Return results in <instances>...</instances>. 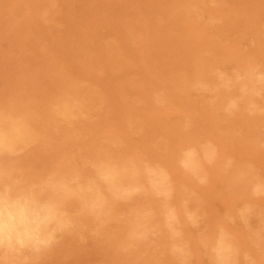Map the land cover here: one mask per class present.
I'll use <instances>...</instances> for the list:
<instances>
[{
  "label": "rangeland",
  "instance_id": "1",
  "mask_svg": "<svg viewBox=\"0 0 264 264\" xmlns=\"http://www.w3.org/2000/svg\"><path fill=\"white\" fill-rule=\"evenodd\" d=\"M118 7L120 8L119 11ZM0 9V144L9 150L22 152V155L17 158V161L21 166L29 168L34 174L39 175L41 172H44L58 164L77 165L82 160L92 158L96 159L98 157L121 160L130 156H137L144 159L146 158L147 160L150 159V161L153 159L152 162L156 161L155 163H159L161 165H166L168 163L164 167L169 169L173 175V179L176 183L178 182V185L187 184L190 188L192 187L191 189L195 188L193 189L195 192L198 194L200 193V200L203 203L205 202L203 204V211L207 213L206 224L208 223L207 225L210 228L215 226V224L222 219V216H224L226 212L234 210L236 207L240 206V203L247 202L251 199L248 190L245 188V190H243V187L240 189L238 188V190H230V181L233 173L221 174L219 171V163L216 166H205L209 176V184H207L209 186H199L191 179V177L180 171L177 166V160L180 151L183 148L188 146H198L207 141H211L214 145H216L219 150V154L223 152L220 154L221 159L225 156H231L236 161L237 167L244 165L245 163L254 164L255 167H257V171L261 175H264V148L260 146L262 142L264 143V117H250L244 111L235 114L236 116L226 117L220 111V102H218L215 107H209L206 103L207 97L197 95L191 88L192 83L197 79H211V69L223 68L225 71L231 72L234 67H243L248 62L264 63V0H216L215 6H213L211 0H152V2L151 0H0ZM131 12L133 13L132 15ZM10 14L11 16H9ZM243 15L245 17H243ZM209 17L220 20L221 23L215 24L216 26L211 25L208 23ZM39 18H41V20ZM112 24L116 28H114ZM5 25L6 27H4ZM36 35H39V37ZM137 51L140 54L136 53ZM74 60L76 62H74ZM61 61L64 63L62 64ZM42 65L44 66L42 67ZM122 65L126 66L125 69ZM85 66H87L88 69ZM73 67L75 69H73ZM32 68H36L37 71ZM19 70L20 72H18ZM63 72L64 74L66 73L65 75H67V77L63 74ZM69 78H71L72 81ZM85 79H89L90 81L88 80V82H86L87 80ZM57 80H60V83L58 82L57 84ZM96 80L97 82H95ZM140 83L141 85H139ZM73 84H77V86L74 85L75 87H72ZM61 85L63 87H61ZM103 85L105 86L103 87ZM129 85H132L133 87ZM67 88L69 89L67 90ZM65 93L68 94L66 95ZM157 93L161 94L160 98L163 101L162 105H157L155 103ZM22 94L24 95L22 96ZM27 94H31L33 97L31 95L29 97ZM133 95H136L137 97ZM80 99L83 100L80 101ZM164 99L166 101H164ZM24 100L27 101L28 105H26L27 103ZM64 100L65 102H63ZM141 102L142 104H140ZM197 103H199V105ZM105 105H107V108H105ZM139 106L142 109H140ZM78 108L80 109L79 111ZM167 108L168 111L166 110ZM25 110L29 113L27 114ZM95 111L96 113H94ZM106 111H108V113ZM81 112H84L85 114ZM89 113L92 116L89 115ZM111 114L113 115L111 116ZM72 119L74 120L72 121ZM189 119L192 126L185 131L184 122ZM28 120H30L31 123H29ZM86 120L88 122H86ZM39 128H43V130H40ZM42 131L47 133H43ZM59 131H62L63 133H60ZM242 132L244 133L242 134ZM62 134L64 136H62ZM75 134H77L76 137ZM127 136H129V138ZM80 137L82 139H80ZM122 137L124 138L122 139ZM126 137L127 139H125ZM129 141L131 143H129ZM75 144L76 146H74ZM39 146H43L42 148L44 149L42 150ZM58 146H61V148ZM110 146L112 147L110 148ZM118 146L122 149H119ZM136 149H138L137 152ZM91 150L93 152H91ZM108 154L109 156H107ZM169 158L171 160H169ZM233 171H235V169ZM192 183H195L197 187ZM143 202L145 203V201L140 200L136 203L137 205H140ZM255 203L264 207V201H255ZM127 207L128 206L121 205L118 210L120 212H126ZM129 219L118 220L112 223L108 229V232H110L109 236L105 239H100V241L90 239L87 241V244L81 243L77 239L65 238L61 243L62 245L60 244L56 249H54L44 259L45 261L43 260L42 264H160V262L161 264H175L172 257H169L166 252L167 242L166 238L164 239L163 237L161 239L163 242L159 240L155 245L145 243L146 245L140 244L141 248H139L140 245H137L139 247L134 246L129 248L127 251H123L121 241H124L127 236L130 221ZM126 221L128 223H125ZM212 221L216 222L214 223ZM237 227L242 247L251 250L252 254L260 260V264H264V257H259L256 249L251 248V245L248 244L242 229H239L240 226L237 225ZM113 240L118 243H113ZM73 241H75V243ZM101 243L104 244L102 245ZM93 250L96 252H93ZM102 251L104 253H102ZM139 252L143 254H140ZM151 255L153 256L151 257ZM149 260L151 263H148ZM197 264H206V261L201 258L197 261ZM241 264H243L242 257Z\"/></svg>",
  "mask_w": 264,
  "mask_h": 264
},
{
  "label": "clouds",
  "instance_id": "2",
  "mask_svg": "<svg viewBox=\"0 0 264 264\" xmlns=\"http://www.w3.org/2000/svg\"><path fill=\"white\" fill-rule=\"evenodd\" d=\"M215 6L216 0H211ZM211 25L221 23L209 17ZM211 79H197L192 91L207 97L209 107L220 102L226 117L244 111L264 117V63L248 62L210 70ZM161 94L155 103L162 105ZM185 120L184 130L191 128ZM264 148V143L260 145ZM20 151L0 144V264H42L65 238L81 243L109 236L110 225L128 220L122 250L139 244L155 245L162 237L175 264H260L242 247L237 225L248 244L264 257V175L254 164L237 167L231 156L221 159L211 141L180 151L177 166L199 186L209 183L205 166L219 163L221 174L233 173L230 190L246 188L250 200L228 211L210 228L199 194L187 184H177L168 168L130 156L121 160L96 158L79 165L58 164L34 174L21 166ZM235 169V171H233ZM145 203L137 205V201ZM125 205L126 212L118 211ZM255 222V223H254ZM190 230V231H189Z\"/></svg>",
  "mask_w": 264,
  "mask_h": 264
},
{
  "label": "bare ground",
  "instance_id": "3",
  "mask_svg": "<svg viewBox=\"0 0 264 264\" xmlns=\"http://www.w3.org/2000/svg\"><path fill=\"white\" fill-rule=\"evenodd\" d=\"M83 1H84V0H83ZM112 1H113V0H112ZM116 1H117V0H116ZM168 1H169V0H168ZM103 2H104V1H103ZM143 2H144V1H143ZM151 2H152V0H151ZM161 2H162V1H161ZM223 2H224V1H223ZM3 3H4V2H3ZM33 3H34V2H33ZM41 3H42V2H41ZM44 3H45V2H44ZM46 3H47V2H46ZM48 3H49V2H48ZM83 3H84V2H83ZM86 3H87V2H86ZM86 3H85V4H86ZM139 3H141V2H139ZM168 3H169V2H168ZM228 3H229V1H228ZM34 4H35V3H34ZM68 4H69V3H68ZM77 4H78V3H77ZM77 4H76V5H77ZM85 4H84V5H85ZM88 4H89V3H88ZM88 4H87V5H88ZM107 4H108V3H107ZM151 4L153 5V3H151ZM163 4H164V3H163ZM165 4H166V3H165ZM229 4H230V3H229ZM229 4H228V5H229ZM32 5H33V4H32ZM73 5H74V3H73ZM114 5H115V4H114ZM106 6H107V5H106ZM117 6H118V5H117ZM149 6H151V5H149ZM153 6H155V5H153ZM39 7H40V6H39ZM85 7H86V6H85ZM102 7H103V6H102ZM113 7H114V6H113ZM183 7H184V6H183ZM237 7H238V6H237ZM66 8H67V7H66ZM118 8H119V7H118ZM118 8H117V9H118ZM181 8H182V7H181ZM218 8H219V7H218ZM223 8H224V6H223ZM241 8H242V6H241ZM31 9H32V8H31ZM39 9H40V8H39ZM56 9H57V8H56ZM73 9H74V8H73ZM76 9H77V8H76ZM113 9H114V8H113ZM125 9H126V8H125ZM133 9H135V8H133ZM166 9H167V8H166ZM247 9H248V8H247ZM0 10H1V9H0ZM59 10H60V9H59ZM59 10H58V11H59ZM83 10H84V9H83ZM119 10H120V8L118 9V11H119ZM154 10H155V9H154ZM223 10H225V9H223ZM240 10H241V9H240ZM240 10H239V11H240ZM46 11H47V10H46ZM80 11H82V10H80ZM122 11H123V10H122ZM178 11H179V10H178ZM25 12H26V11H25ZM43 12H44V11H43ZM124 12H125V11H124ZM243 12H244V11H243ZM68 13H69V12H68ZM82 13H84V12H82ZM128 13H129V12H128ZM43 14H44V13H43ZM72 14H73V13H72ZM74 14H75V13H74ZM85 14H86V13H85ZM124 14H125V13H124ZM132 14H133V13L131 12V15H132ZM230 14H231V13H230ZM33 15H34V14H33ZM87 15H88V14H87ZM87 15H86V16H87ZM136 15H137V14H136ZM9 16H11V14H10ZM38 16H39V15H38ZM73 16H74V15H73ZM82 16H83V15H82ZM138 16H139V15H138ZM254 16H255V15H254ZM7 17H8V16H7ZM129 17H130V16H129ZM142 17H143V16H142ZM147 17H148V16H147ZM243 17H245V16L243 15ZM246 17H247V16H246ZM78 18H79V17H78ZM78 18H77V19H78ZM114 18H115V17H114ZM127 18H128V17H127ZM131 18H132V17H131ZM131 18H130V20H131ZM222 18H223V17H222ZM16 19H17V18H16ZM25 19H26V18H25ZM39 19L41 20V18H39ZM74 19H76V18H74ZM86 19H87V18H86ZM108 19H109V17H108ZM108 19H107V20H108ZM111 19H112V18H111ZM117 19H118V18H117ZM244 19H246V18H244ZM7 20H8V19H7ZM79 20H80V19H79ZM84 20H85V19H84ZM107 20H106V21H107ZM115 20H116V19H115ZM177 20H178V19H177ZM4 21H5V20H4ZM9 21H10V20H9ZM14 21H15V20H14ZM18 21H19V20H18ZM24 21H25V20H24ZM42 21H43V20H42ZM44 21H45V20H44ZM80 21H81V20H80ZM93 21H94V20H93ZM108 21H109V20H108ZM113 21H114V20H113ZM120 21H121V20H120ZM231 21H232V20H231ZM25 22H27V21H25ZM28 22H29V21H28ZM74 22H75V21H74ZM99 22H100V20H99ZM111 22H112V21H111ZM140 22H141V21H140ZM5 23H7V22H5ZM80 23H81V22H80ZM82 23H83V22H82ZM104 23H105V22H104ZM108 23H109V22H108ZM117 23H118V22H117ZM224 23H225V22H224ZM248 23H249V22H248ZM254 23H255V22H254ZM8 24H9V23H8ZM38 24H39V23H38ZM167 24H168V23H167ZM192 24H193V22H192ZM207 24H208V23H207ZM222 24H223V22H222ZM227 24H228V23H227ZM10 25H11V24H10ZM13 25H14V24H13ZM15 25H16V24H15ZM18 25H19V24H18ZM34 25H35V24H34ZM86 25H87V24H86ZM86 25H85V26H86ZM109 25H111V24H109ZM112 25H113V24H112ZM7 26H8V25H7ZM22 26H23V25H22ZM25 26H26V24H25ZM103 26H104V25H103ZM128 26H129V25H128ZM208 26H209V25H208ZM215 26H216V25H215ZM227 26H229V25H227ZM4 27H6V25H5ZM19 27H20V26H19ZM106 27H107V26H106ZM113 27H114V25H113ZM119 27H120V25H119ZM119 27H118V29H119ZM169 27H170V25H169ZM192 27H193V26H192ZM200 27H201V26H200ZM94 28H95V27H94ZM114 28H116V27H114ZM157 28H158V27H157ZM160 28H161V27H160ZM58 29H59V28H58ZM84 29H85V28H84ZM108 29H109V28H108ZM118 29H117V31H118ZM141 29H142V28H141ZM223 29H225V28H223ZM40 30H41V29H40ZM164 30H165V29H164ZM225 30H226V29H225ZM7 31H8V30H7ZM19 31H20V30H19ZM48 31H49V30H48ZM77 31H78V29H77ZM133 31H134V30H133ZM172 31H173V28H172ZM175 31H176V30H175ZM177 31H178V30H177ZM253 31H254V29H253ZM228 32H229V31H228ZM19 33H20V32H19ZM21 33H22V32H21ZM75 33H76V32H75ZM79 33H80V32H79ZM93 33H94V32H93ZM105 33H106V32H105ZM183 33H184V32H183ZM222 33H223V32H222ZM239 33H240V32H239ZM116 34H117V33H116ZM230 34H231V33H230ZM236 34H237V33H236ZM244 34H245V33H244ZM15 35H16V34H15ZM134 35H135V34H134ZM176 35H177V34H176ZM261 35H262V34H261ZM18 36H19V35H18ZM23 36H24V35H23ZM36 36L39 37V35H36ZM43 36H44V35H43ZM136 36H137V35H136ZM7 37H8V36H7ZM44 37H45V36H44ZM178 37H180V36H178ZM5 38H6V37H5ZM187 38H188V37H187ZM256 38H257V37H256ZM14 39H15V38H14ZM22 39H23V38H22ZM58 39H59V38H58ZM71 39H72V38H71ZM141 39H142V38H141ZM6 40H7V39H6ZM36 40H37V39H36ZM117 40H119V39H117ZM123 40H125V39H123ZM123 40H122V41H123ZM143 40H144V39H143ZM143 40H141V41H143ZM171 40H172V39H171ZM207 40H208V39H207ZM50 41H51V40H50ZM24 42H25V41H24ZM45 42H46V41H45ZM99 42H100V41H99ZM33 43H34V42H33ZM96 43H97V42H96ZM218 43H219V42H218ZM245 43H246V42H245ZM49 44H50V43H49ZM88 44H89V43H88ZM120 44H121V43H120ZM102 45H103V42H102ZM122 45H123V44H122ZM137 45H138V44H137ZM9 46H10V45H9ZM18 46H19V45H18ZM44 46H45V45H44ZM120 46H121V45H120ZM125 46H126V45H125ZM219 46H220V45H219ZM30 47H31V46H30ZM56 47H57V46H56ZM118 47H119V46H118ZM146 47H147V46H146ZM146 47H145V48H146ZM216 47H217V46H216ZM216 47H215V48H216ZM224 47H225V46H224ZM16 48H18V47H16ZM119 48H120V47H119ZM128 48H129V47H128ZM140 48H141V46H140ZM246 48H247V47H246ZM47 49H48V48H47ZM50 49H51V48H50ZM86 49H87V48H86ZM148 49H149V47H148ZM182 49H183V48H182ZM208 49H209V48H208ZM18 50H19V49H18ZM54 50H55V49H54ZM61 50H62V49H61ZM116 50H117V49H116ZM120 50H121V49H120ZM261 50H262V49H261ZM131 51H132V49H131ZM143 51H144V49H143ZM154 51H155V50H154ZM154 51H153V53L155 54ZM243 51H244V50H243ZM83 52H84V51H83ZM96 52H97V51H96ZM128 52H129V51H128ZM134 52H135V51H134ZM0 53H1V52H0ZM84 53H85V52H84ZM136 53H138V51H137ZM218 53H219V52H218ZM34 54H35V53H34ZM46 54H47V53H46ZM138 54H140V53H138ZM167 54H168V53H167ZM228 54H229V53H228ZM232 54H233V53H232ZM56 55H57V54H56ZM74 55H75V54H74ZM134 55H135V54H134ZM151 55H152V54H151ZM33 56H34V55H33ZM42 56H43V55H42ZM58 56H59V55H58ZM89 56H90V55H89ZM143 56H144V55H143ZM244 56H245V55H244ZM248 56H249V55H248ZM44 57H45V54H44ZM51 57H52V56H51ZM87 57H88V56H87ZM129 57H130V56H129ZM145 57H146V56H145ZM150 57H151V56H150ZM153 57H155V56H153ZM224 57H225V55H224ZM57 58H58V57H57ZM72 58H73V57H72ZM133 58H134V57H133ZM139 58H140V57H139ZM0 59H1V58H0ZM8 59H9V58H8ZM41 59H42V58H41ZM54 59H55V58H54ZM82 59H83V58H82ZM153 59H154V58H153ZM153 59H151V60H153ZM226 59H227V58H226ZM6 60H7V59H6ZM36 60H37V59H36ZM52 60H53V58H52ZM58 60H59V59H58ZM65 60H66V59H65ZM68 60H69V59H68ZM84 60H85V59H84ZM244 60H245V58H244ZM34 61H35V60H34ZM39 61H40V60H39ZM153 61H154V60H153ZM169 61H170V60H169ZM252 61H253V60H252ZM42 62H43V61H42ZM50 62H51V61H50ZM58 62H59V61H58ZM58 62H57V63H58ZM74 62H76V61L74 60ZM82 62H83V61H82ZM106 62H107V61H106ZM117 62H118V61H117ZM129 62H130V61H129ZM176 62H177V61H176ZM176 62H175V63H176ZM35 63H36V62H35ZM35 63H33V64H35ZM61 63H62V61H61ZM63 63H64V62H63ZM63 63H62V64H63ZM39 64H40V62H39ZM43 64H44V63H43ZM47 64H48V63H47ZM59 64H60V62H59ZM66 64H67V63H66ZM116 64H117V63H116ZM116 64H115V65H116ZM37 65H38V63H37ZM57 65H58V64H57ZM72 65H73V64H72ZM72 65H71V66H72ZM83 65H85V64H83ZM102 65H103V64H102ZM124 65H126V64H124ZM28 66H29V65H28ZM43 66H44V65H42V67H43ZM98 66H99V65H98ZM112 66H113V65H112ZM112 66H111V67H112ZM116 66H117V65H116ZM122 66H123V65H122ZM135 66H136V65H135ZM138 66H139V65H138ZM138 66H137V67H138ZM160 66H161V65H160ZM32 67H33V66H32ZM35 67H36V66H35ZM48 67H49V66H48ZM55 67H56V66H55ZM57 67H58V66H57ZM63 67H64V66H63ZM83 67H84V66H83ZM85 67H87V66H85ZM96 67H97V66H96ZM113 67H114V66H113ZM123 67H124V69H125L126 66H123ZM12 68H13V67H12ZM45 68H46V67H45ZM49 68H50V67H49ZM89 68H90V67H89ZM94 68H95V67H94ZM98 68H99V67H98ZM106 68H107V67H106ZM142 68H143V67H142ZM32 69H33V68H32ZM73 69H75V68L73 67ZM77 69H78V68H77ZM87 69H88V67H87ZM90 69H91V68H90ZM101 69H102V68H101ZM119 69H120V68H119ZM138 69H139V68H138ZM151 69H152V68H151ZM202 69H203V68H202ZM30 70H31V69H30ZM33 70H36V68L33 69ZM40 70H41V69H40ZM68 70H69V69H68ZM91 70H92V69H91ZM97 70H98V69H97ZM146 70H147V68H146ZM8 71H9V70H8ZM36 71H37V70H36ZM41 71H42V70H41ZM71 71H72V69H71ZM71 71H70V72H71ZM78 71H79V70H78ZM80 71H81V70H80ZM89 71H90V70H89ZM12 72H13V71H12ZM18 72H20V70H19ZM33 72H34V71H33ZM43 72H44V71H43ZM47 72H48V71H47ZM60 72H61V71H60ZM60 72H59V73H60ZM66 72H67V69H66ZM72 72H73V71H72ZM87 72H88V70H87ZM95 72H96V71H95ZM99 72H100V71H99ZM141 72H142V71H141ZM144 72H145V71H144ZM27 73H28V72H27ZM38 73H40V72H38ZM59 73H58V74H59ZM93 73H94V71H93ZM114 73H115V72H114ZM146 73H147V72H146ZM11 74H12V73H11ZM41 74H42V73H41ZM45 74H46V73H45ZM45 74H44V75H45ZM63 74H64V72H63ZM65 74H66V73H65ZM65 74H64V75H65ZM115 74H116V73H115ZM9 75H10V74H9ZM50 75H51V74H50ZM50 75H49V76H50ZM55 75H56V73H55ZM96 75H97V74H96ZM101 75H102V74H101ZM58 76H59V75H58ZM61 76H62V74H61ZM65 76L67 77V75H65ZM65 76H64V77H65ZM91 76H93V75H91ZM25 77H26V76H25ZM34 77H35V76H34ZM34 77H33V78H34ZM42 77H43V75H42ZM52 77H53V76H52ZM70 77H71V76H70ZM93 77H94V76H93ZM95 77H97V76H95ZM100 77H101V76H100ZM149 77H150V76H149ZM28 78H29V77H28ZM36 78H37V75H36ZM39 78H40V77H39ZM54 78H55V77H54ZM61 78H62V77H61ZM61 78H59V79H61ZM103 78H104V77H103ZM103 78H101V79H103ZM105 78H106V77H105ZM135 78H136V77H135ZM23 79H25V78H23ZM34 79H35V78H34ZM62 79H63V78H62ZM69 79H71V78H69ZM78 79H79V78H78ZM11 80H12V79H11ZM27 80H28V79H27ZM55 80H56V79H55ZM65 80H66V79H65ZM79 80H80V79H79ZM85 80H87V79H85ZM88 80H89V79H88ZM88 80H87L86 82H88ZM142 80H143V79H142ZM42 81H43V80H42ZM59 81H60V80H57V84H58ZM71 81H72V79H71ZM89 81H90V80H89ZM91 81H92V80H91ZM109 81H110V80H109ZM22 82H24V81H22ZM22 82H21V83H22ZM66 82H67V80H66ZM74 82H75V81H74ZM79 82H80V81H79ZM93 82H94V80H93ZM95 82H97V80H96ZM98 82H99V81H98ZM123 82H124V81H123ZM143 82H145V81H143ZM14 83H15V82H14ZM41 83H42V82H41ZM41 83H40V84H41ZM59 83H60V82H59ZM75 83H77V82H75ZM83 83H84V82H83ZM119 83H120V81H119ZM129 83H131V82H129ZM146 83H147V82H146ZM154 83H155V82H154ZM35 84H38V83H35ZM35 84H33V85H35ZM40 84H39V85H40ZM79 84H80V83H79ZM85 84H86V83H85ZM99 84H100V83H99ZM109 84H110V83H109ZM157 84H158V83H157ZM14 85H15V84H14ZM19 85H20V84H19ZM59 85H60V84H59ZM63 85H64V84H63ZM74 85L77 86V84H73L72 87H73ZM88 85H90V84H88ZM105 85H106V84H105ZM105 85H103V87H104ZM139 85H141V83H140ZM139 85H138V86H139ZM148 85H149V84H148ZM75 86H74V87H75ZM79 86H80V85H79ZM91 86H92V85H91ZM100 86H101V84H100ZM129 86H132V85H129ZM23 87H24V86H23ZM40 87H41V86H40ZM54 87H55V86H54ZM61 87H63V86L61 85ZM61 87H60V88H61ZM64 87H65V86H64ZM89 87H90V86H89ZM132 87H133V86H132ZM140 87H141V86H140ZM149 87H150V86H149ZM151 87H152V86H151ZM21 88H22V87H21ZM31 88H33V87H31ZM31 88H30V89H31ZM41 88H42V87H41ZM69 88H70V87H69ZM69 88H67V90H68ZM105 88H106V87H105ZM16 89H17V88H16ZM22 89H23V88H22ZM25 89H28V88H25ZM36 89H37V88H36ZM63 89H65V88H63ZM73 89H74V88H73ZM9 90H10V89H9ZM9 90H8V91H9ZM34 90H35V88H34ZM88 90H89V89H88ZM111 90H112V89H111ZM153 90H154V89H153ZM29 91H30V90H29ZM64 91H65V90H64ZM64 91H62V92H64ZM70 91H71V90H70ZM74 91H76V90H74ZM112 91H113V90H112ZM34 92H35V91H34ZM38 92H39V91H38ZM67 92H68V91H67ZM153 92H154V91H153ZM35 93H37V92H35ZM74 93H75V92H74ZM78 93H79V92H78ZM25 94H26V92H25ZM65 94H66V93H65ZM67 94H68V93H67ZM67 94H66V95H67ZM87 94H89V93H87ZM157 94H158V93H157ZM157 94H156V95H157ZM10 95H11V94H10ZM19 95H20V94H19ZM23 95H24V94H22V96H23ZM27 95H29V97H30L31 94H27ZM38 95H39V94H38ZM78 95H79V94H78ZM91 95H92V94H91ZM128 95H129V93H128ZM169 95H170V94H169ZM11 96H12V95H11ZM17 96H18V95H17ZM31 96H32V95H31ZM58 96H59V95H58ZM61 96H62V95H61ZM61 96H60V97H61ZM64 96H65V95H64ZM82 96H83V95H82ZM84 96H85V95H84ZM86 96H87V95H86ZM133 96H136V95H133ZM32 97H33V96H32ZM32 97H31V98H32ZM76 97H77V96H76ZM79 97H80V96H79ZM89 97H90V95H89ZM91 97H92V96H91ZM101 97H102V95H101ZM127 97H128V96H127ZM136 97H137V96H136ZM160 97H161V96H160ZM11 98H12V97H11ZM11 98H9V99H11ZM14 98H15V97H14ZM26 98H27V97H26ZM69 98H70V97H69ZM87 98H88V97H87ZM87 98H86V99H87ZM133 98H134V97H133ZM148 98H149V97H148ZM12 99H13V98H12ZM29 99H30V98H29ZM40 99H41V98H40ZM61 99H62V97H61ZM64 99H65V98H64ZM71 99H72V98H71ZM74 99H75V98H74ZM77 99H78V98H77ZM83 99H85V98H83ZM83 99H80V101L83 100ZM94 99H95V97H94ZM124 99H125V97H124ZM16 100H17V98H16ZM33 100H35V99H33ZM42 100H43V99H42ZM62 100H63V99H62ZM78 100H79V99H78ZM78 100H77V101H78ZM87 100H88V99H87ZM125 100H126V99H125ZM127 100H128V99H127ZM187 100H188V99H187ZM24 101H26V100H24ZM29 101H30V100H29ZM37 101H38V100H37ZM60 101H61V100H60ZM73 101H74V100H73ZM80 101H79V102H80ZM164 101H166V100L164 99ZM3 102H4V101H3ZM6 102H7V101H6ZM30 102H31V101H30ZM63 102H65V100H64ZM63 102H62V103H63ZM70 102H71V101H70ZM82 102H83V101H82ZM89 102H90V101H89ZM93 102H94V101H93ZM95 102H96V101H95ZM98 102H99V98H98ZM4 103H5V102H4ZM14 103H15V102H14ZM20 103H21V102H20ZM26 103H27V101H26ZM56 103H59V102H56ZM168 103H169V102H168ZM21 104H23V103H21ZM31 104H32V103H31ZM60 104H61V103H60ZM72 104H73V103H72ZM72 104H70V105H72ZM85 104H86V103H85ZM95 104H96V103H95ZM97 104H98V103H97ZM101 104H102V103H101ZM140 104H142V102H141ZM197 104L199 105V103H197ZM17 105H18V104H17ZM17 105H16V106H17ZM26 105H28V103H27ZM70 105H69V106H70ZM82 105H83V103H82ZM98 105H99V104H98ZM148 105H149V104H148ZM181 105H182V104H181ZM6 106H7V105H6ZM34 106H35V105H34ZM69 106H68V107H69ZM89 106H90V105H89ZM106 106H107V105H105V108H107ZM121 106H122V104H121ZM177 106H178V105H177ZM8 107H9V106H8ZM60 107H61V105H60ZM60 107H59V109H60ZM80 107H81V106H80ZM82 107H83V106H82ZM97 107H98V106H97ZM110 107H111V106H110ZM141 107H142V106H141ZM167 107H168V106H167ZM172 107H173V106H172ZM5 108H6V107H5ZM29 108H30V107H29ZM34 108H35V107H34ZM84 108H85V107H84ZM103 108H104V107H103ZM103 108H102V109H103ZM115 108H116V107H115ZM115 108H114V109H115ZM139 108H140V106H139ZM147 108H148V107H147ZM173 108H174V107H173ZM188 108H189V107H188ZM192 108H193V107H192ZM16 109H18V108H16ZM26 109H27V108H26ZM30 109H31V108H30ZM30 109H29V110H30ZM61 109H62V108H61ZM69 109H70V108H69ZM76 109H77V106H76ZM89 109H91V108H89ZM93 109H94V108H93ZM102 109H101V110H102ZM111 109H113V108H111ZM111 109H110V110H111ZM140 109H142V108H140ZM144 109H146V108H144ZM178 109H179V108H178ZM0 110H1V108H0ZM8 110H9V109H8ZM21 110H22V109H21ZM70 110H71V109H70ZM79 110H80V109L78 108V111H79ZM96 110H97V109H96ZM103 110H104V109H103ZM103 110H102V111H103ZM108 110H109V109H108ZM147 110H148V109H147ZM156 110H157V109H156ZM158 110H159V108H158ZM158 110H157V111H158ZM166 110L168 111V108H167ZM169 110H170V109H169ZM174 110H175V109H174ZM3 111H4V110H3ZM16 111H18V110H16ZM25 111H26V110H25ZM98 111H99V110H98ZM118 111H119V110H118ZM137 111H138V109H137ZM172 111H173V110H172ZM183 111H184V110H183ZM26 112H27V111H26ZM55 112H56V110H55ZM74 112H75V111H74ZM84 112H85V111H84ZM84 112H81V113H84ZM86 112H87V111H86ZM88 112H89V111H88ZM106 112L108 113V111H106ZM111 112H112V111H111ZM120 112H121V111H120ZM123 112H124V111H123ZM143 112H144V111H143ZM20 113H21V112H20ZM28 113H29V112H27V114H28ZM94 113H96V111H95ZM100 113H101V112H100ZM109 113H110V112H109ZM125 113H126V112H125ZM128 113H130V112H128ZM165 113H166V112H165ZM165 113H164V115H165ZM168 113H169V112H168ZM6 114H7V113H6ZM25 114H26V113H25ZM31 114H32V113H31ZM57 114H58V113H57ZM78 114H79V113H78ZM84 114H85V113H84ZM98 114H99V112H98ZM105 114H106V113H105ZM142 114H143V113H142ZM192 114H193V113H192ZM2 115H3V114H2ZM23 115H24V114H23ZM74 115H75V114H74ZM89 115H91V114L89 113ZM89 115H87V116H89ZM109 115H110V114H109ZM112 115H113V114H111V116H112ZM124 115H125V114H124ZM160 115H161V114H160ZM179 115H180V114H179ZM32 116H33V115H32ZM91 116H92V115H91ZM176 116H177V113H176ZM235 116H236V115H235ZM38 117H39V116H38ZM81 117H82V116H81ZM103 117H104V115H103ZM118 117H119V116H118ZM137 117H138V116H137ZM247 117H248V116H247ZM30 118H31V117H30ZM53 118H54V117H53ZM56 118H57V116H56ZM77 118H78V117H77ZM85 118H87V117H85ZM101 118H102V117H101ZM107 118H108V117H107ZM249 118H250V117H249ZM21 119H22V118H21ZM26 119H27V117H26ZM66 119H67V118H66ZM89 119H90V118H89ZM108 119H109V118H108ZM108 119H107V120H108ZM117 119H118V118H117ZM231 119H232V118H231ZM32 120H33V119H32ZM53 120H54V119H53ZM56 120H57V119H56ZM60 120H61V119H60ZM73 120H74V119H72V121H73ZM80 120H81V119H80ZM100 120H101V119H100ZM104 120H105V119H104ZM109 120H110V119H109ZM115 120H116V116H115ZM171 120H172V119H171ZM189 120H190V119H189ZM28 121H29V123H31L30 120H28ZM34 121H35V119H34ZM34 121H33V122H34ZM75 121H76V120H75ZM90 121H91V120H90ZM94 121H95V120H94ZM105 121H106V120H105ZM46 122H47V121H46ZM49 122H50V121H49ZM86 122H88V121L86 120ZM92 122H93V121H92ZM106 122H107V121H106ZM115 122H116V121H115ZM115 122H114V123H115ZM172 122H173V121H172ZM172 122H171V123H172ZM62 123H63V121H62ZM78 123H79V122H78ZM98 123H99V121H98ZM109 123H110V122H109ZM111 123H113V122H111ZM118 123H119V122H118ZM122 123H123V121H122ZM231 123H232V122H231ZM231 123H230V124H231ZM27 124H28V123H27ZM33 124H34V123H33ZM35 124H36V123H35ZM40 124H41V123H40ZM44 124H45V123H44ZM47 124H48V123H47ZM69 124H70V123H69ZM79 124H80V123H79ZM107 124H108V123H107ZM120 124H121V122H120ZM140 124H141V123H140ZM151 124H152V123H151ZM174 124H175V123H174ZM244 124H245V123H244ZM244 124H243V125H244ZM29 125H30V124H29ZM36 125H38V124H36ZM51 125H52V124H51ZM58 125H59V124H58ZM67 125H68V124H67ZM92 125H93V124H92ZM96 125H97V124H96ZM102 125H103V124H102ZM109 125H110V124H109ZM112 125H113V124H112ZM44 126H45V125H44ZM44 126H42V127H44ZM54 126H55V125H54ZM62 126H63V125H62ZM75 126H76V125H75ZM78 126H79V125H78ZM88 126H89V125H88ZM98 126H100V125H98ZM98 126H97V127H98ZM107 126H108V125H107ZM107 126H106V128H107ZM121 126H122V125H121ZM136 126H137V125H136ZM179 126H180V125H179ZM224 126H225V125H224ZM46 127H47V126H46ZM60 127H61V126H60ZM60 127H59V128H60ZM67 127H68V126H67ZM73 127H74V126H73ZM92 127H93V126H92ZM100 127H101V126H100ZM103 127H105V126H103ZM114 127H116V126H114ZM122 127H123V126H122ZM139 127H140V126H139ZM171 127H172V125H171ZM218 127H219V126H218ZM37 128H38V127H37ZM82 128H83V127H82ZM148 128H149V127H148ZM148 128H147V129H148ZM177 128H178V127H177ZM39 129H40V128H39ZM62 129H63V128H62ZM66 129L68 130V128H66ZM69 129H71V128H69ZM80 129H81V128H80ZM99 129H100V128H99ZM120 129H122V128H120ZM120 129H119V130H120ZM125 129H126V128H125ZM139 129H140V128H139ZM199 129H200V127H199ZM219 129H220V128H219ZM40 130H43V128H41ZM45 130H46V129H45ZM58 130H59V129H58ZM64 130H65V129H64ZM67 130H66V131H67ZM73 130H74V129H73ZM78 130H79V129H78ZM78 130H76V131H78ZM149 130H150V129H149ZM204 130H205V129H204ZM220 130H221V129H220ZM229 130H230V129H229ZM38 131H39V130H38ZM48 131H49V129H48ZM68 131H70V130H68ZM76 131H75V132H76ZM85 131H86V130H85ZM89 131H91V130H89ZM95 131H96V130H95ZM98 131H99V130H98ZM98 131H97V133H98ZM199 131H200V130H199ZM199 131H198V132H199ZM206 131H207V130H206ZM36 132H37V131H36ZM42 132H43V131H42ZM55 132H56V131H55ZM59 132H60V131H59ZM59 132H58V133H59ZM61 132H62V131H61ZM61 132H60V133H61ZM80 132H81V131H80ZM93 132H94V131H93ZM115 132H117V131H115ZM43 133H47V132L44 131ZM51 133H52V131H51ZM62 133H63V132H62ZM76 133H77V132H76ZM129 133H130V132H129ZM174 133H175V132H174ZM243 133H244V132H242V134H243ZM79 134H80V133H79ZM86 134H88V133H86ZM92 134H93V133H92ZM117 134H118V133H117ZM204 134H206V133H204ZM204 134H203V135H204ZM215 134H216V133H215ZM228 134H229V133H228ZM228 134H227V135H228ZM237 134H238V132H237ZM55 135H56V134H55ZM76 135H77V134H75V137H76ZM94 135H97V134H94ZM101 135H102V134H101ZM127 135H129V134H127ZM150 135H151V133H150ZM238 135H239V134H238ZM36 136H37V135H36ZM41 136H42V135H41ZM53 136H54V135H53ZM58 136H59V135H58ZM62 136H64V135L62 134ZM70 136H71V135H70ZM119 136H120V135H119ZM124 136H125V135H124ZM206 136H207V135H206ZM39 137H40V136H39ZM60 137H61V136H60ZM66 137H67V136H66ZM77 137H79V136H77ZM87 137H88V136H87ZM93 137H94V136H93ZM127 137L129 138V136H127ZM127 137H126L125 139H127ZM147 137H148V136H147ZM178 137H179V136H178ZM224 137H225V136H224ZM36 138H37V137H36ZM42 138H43V137H42ZM52 138H55V137H52ZM56 138H57V137H56ZM123 138H124V137H122V139H123ZM133 138H134V137H133ZM228 138H229V137H228ZM40 139H41V138H40ZM62 139H63V138H62ZM68 139H69V137H68ZM80 139H82V138L80 137ZM87 139H88V138H87ZM87 139H86V140H87ZM89 139H90V138H89ZM91 139H92V137H91ZM119 139H120V138H119ZM143 139H144V138H143ZM233 139H234V138H233ZM64 140H65V139H64ZM66 140H67V139H66ZM136 140H137V139H136ZM182 140H183V139H182ZM235 140H236V139H235ZM263 140H264V139H263ZM37 141H38V140H37ZM48 141H49V140H48ZM58 141H59V140H58ZM69 141H70V140H69ZM126 141H127V140H126ZM145 141H146V140H145ZM145 141H144V142H145ZM151 141H152V140H151ZM186 141H187V140H186ZM232 141H233V140H232ZM41 142H42V141H41ZM53 142H54V141H53ZM66 142H67V141H66ZM87 142H88V141H87ZM95 142H96V141H95ZM118 142H119V141H118ZM120 142H121V141H120ZM132 142H134V141H132ZM138 142H139V141H138ZM147 142H148V141H147ZM159 142H160V141H159ZM44 143H45V142H44ZM44 143H43V144H44ZM46 143H47V142H46ZM72 143H73V142H72ZM78 143H79V142H78ZM78 143H77V144H78ZM85 143H86V141H85ZM112 143H113V142H112ZM123 143H124V141H123ZM123 143H122V144H123ZM129 143H131V142L129 141ZM166 143H167V142H166ZM226 143H227V142H226ZM230 143H231V142H230ZM262 143H263V142H262ZM39 144H41V143H39ZM144 144H145V143H144ZM259 144H260V143H259ZM37 145H38V144H37ZM52 145H54V144H52ZM56 145H57V144H56ZM64 145H66V144H64ZM69 145H70V144H69ZM80 145H81V144H80ZM119 145H120V144H119ZM123 145H124V144H123ZM123 145H121V146H123ZM127 145H130V144H127ZM127 145H125V146H127ZM132 145H133V144H132ZM140 145H141V144H140ZM218 145H219V144H218ZM234 145H235V144H234ZM50 146H51V144H50ZM74 146H76V144H75ZM121 146H120V147H121ZM133 146H134V145H133ZM151 146H152V145H151ZM223 146H224V145H223ZM235 146H237V145H235ZM39 147H41V146H39ZM42 147H43V146H42ZM42 147H41V148H42ZM44 147H45V146H44ZM54 147H55V146H54ZM58 147L61 148V146H58ZM71 147H72V146H71ZM79 147H80V146H79ZM108 147H109V146H108ZM111 147H112V146H110V148H111ZM127 147H128V146H127ZM170 147H171V146H170ZM35 148H36V147H35ZM67 148H68V147H67ZM81 148H82V147H81ZM83 148H84V147H83ZM118 148H119V146H118ZM133 148H134V147H133ZM135 148H136V147H135ZM139 148H140V147H139ZM161 148H164V147H161ZM179 148H180V147H179ZM43 149H44V148H42V150H43ZM49 149H50V148H49ZM57 149H58V148H57ZM57 149H56V150H57ZM63 149H64V148H63ZM70 149H71V148H70ZM91 149H92V148H91ZM119 149H122V148H119ZM167 149H168V148H167ZM169 149H170V148H169ZM38 150H39V149H38ZM45 150H46V149H45ZM45 150H44V151H45ZM53 150H55V149H53ZM84 150H85V148H84ZM116 150H117V149H116ZM137 150H138V149H136V152H137ZM153 150H154V149H153ZM153 150H152V151H153ZM160 150H161V149H160ZM232 150H233V149H232ZM241 150H242V149H241ZM254 150H255V149H254ZM254 150H253V151H254ZM61 151H62V150H61ZM66 151H67V150H66ZM78 151H79V150H78ZM119 151H120V150H119ZM139 151H140V150H139ZM141 151H142V150H141ZM147 151H148V150H147ZM220 151H221V149H220ZM49 152H50V150H49ZM62 152H63V151H62ZM68 152H69V149H68ZM70 152H71V151H70ZM79 152H80V151H79ZM84 152H85V151H84ZM91 152H93V151L91 150ZM120 152H121V151H120ZM126 152H127V151H126ZM173 152H174V151H173ZM175 152H176V151H175ZM243 152H244V151H243ZM254 152H255V151H254ZM54 153H55V151H54ZM71 153H72V152H71ZM81 153H82V152H81ZM89 153H90V152H89ZM89 153H87V154H89ZM95 153H96V152H95ZM95 153H94V154H95ZM109 153H110V152H109ZM111 153H113V152H111ZM114 153H116V152H114ZM140 153H141V152H140ZM151 153H152V152H151ZM151 153H150V154H151ZM222 153H223V152H222ZM222 153H220V154H222ZM249 153H250V152H249ZM251 153H252V152H251ZM76 154H77V152H76ZM76 154H75V155H76ZM94 154H92V155H94ZM141 154H142V153H141ZM143 154H147V153H143ZM225 154H226V153H225ZM254 154H255V153H254ZM52 155H53V152H52ZM56 155L59 156L58 154H56ZM65 155H66V154H65ZM65 155H64V156H65ZM67 155H68V153H67ZM70 155H71V154H70ZM78 155H80V154H78ZM84 155H85V154H84ZM113 155H114V154H113ZM135 155H136V154H135ZM160 155H161V154H160ZM169 155H170V154H169ZM169 155H168V156H169ZM237 155H238V154H237ZM81 156H82V155H81ZM98 156H99V155H98ZM107 156H109V154H108ZM139 156H140V155H139ZM146 156H147V155H146ZM152 156H153V155H152ZM48 157H50V156H48ZM62 157H63V156H62ZM67 157H68V156H67ZM74 157H76V156H74ZM85 157H86V156H85ZM90 157H91V156H90ZM111 157H112V156H111ZM122 157H123V156H122ZM143 157H144V156H143ZM149 157H150V156H149ZM163 157H164V156H163ZM163 157H162V158H163ZM246 157H247V156H246ZM256 157H257V156H256ZM51 158H52V157H51ZM71 158H72V157H71ZM83 158H84V156H83ZM87 158H88V157H87ZM94 158H96V157H94ZM98 158H99V157H98ZM103 158H104V157H103ZM150 158H151V157H150ZM152 158H154V157H152ZM156 158H157V157H156ZM158 158H159V157H158ZM170 158H171V157H170ZM170 158H169V160H171ZM259 158H260V157H259ZM21 159H22V158H21ZM60 159H61V158H60ZM67 159H68V158H67ZM78 159H80V158H78ZM78 159H76V160H78ZM92 159H93V158H92ZM145 159H146V158H145ZM165 159H166V158H165ZM167 159H168V158H167ZM239 159H241V158H239ZM256 159H257V158H256ZM69 160H70V159H69ZM148 160H150V159H148ZM159 160H160V159H159ZM257 160H258V159H257ZM47 161H48V160H47ZM74 161H75V160H74ZM152 161H153V159H152ZM167 161H168V160H167ZM29 162H30V161H29ZM55 162H56V161H55ZM155 162H156V161H155ZM165 162H166V161H165ZM170 162H171V161H170ZM57 163H58V162H57ZM247 163H248V162H247ZM26 164H27V163H26ZM73 164H74V163H73ZM78 164H79V163H78ZM78 164H77V165H78ZM167 164H168V163H167ZM167 164H166V165H167ZM171 164H172V162H171ZM245 164H246V163H245ZM162 165H163V166H166V165H164V164H162ZM256 166H257V165H256ZM260 166H262V165H260ZM172 167H173V166H172ZM172 167H171V168H172ZM42 168H43V167H42ZM215 168H216V167H215ZM256 168H257V167H256ZM208 169H209V168H208ZM262 169H263V168H262ZM30 170H31V169H30ZM180 171H181V170H180ZM174 172H175V170H174ZM210 172H211V171H210ZM215 172H216V171H215ZM41 173H42V172H41ZM177 173H178V172H177ZM183 173H184V172H183ZM175 174H176V173H175ZM179 174H180V173H179ZM217 174H218V173H217ZM229 174H230V173H229ZM175 176H176V175H175ZM180 176H181V175H180ZM220 176H221V175H220ZM176 177H178V176H176ZM224 177H225V176H224ZM227 177H228V176H227ZM229 177H230V176H229ZM174 178H175V177H174ZM178 178H179V177H178ZM210 178H211V177H210ZM214 178H215V177H214ZM220 178H223V177H220ZM225 179H226V178H225ZM222 180H223V179H222ZM190 181H191V180H190ZM190 181H189V182H190ZM217 181H218V178H217ZM223 181H225V180H223ZM179 182H180V181H179ZM220 182H221V181H220ZM177 183H178V182H177ZM213 183H214V182H213ZM224 183H225V182H224ZM192 184H195V183H192ZM208 184H209V183H208ZM216 184H217V183H216ZM195 186H196V184H195ZM207 186H209V185H207ZM218 186H219V185H218ZM196 187H197V186H196ZM224 187H225V186H224ZM191 188H192V187H191ZM216 188H217V187H216ZM222 188H223V184H222ZM193 189H195V188H193ZM193 189H192V190H193ZM214 189H215V188H214ZM227 189H228V188H227ZM239 189H240V188H239ZM242 189L245 190L246 188H245V189L242 188ZM201 190H202V189H201ZM237 190H238V189H237ZM237 190H236V191H237ZM210 192H211V191H210ZM214 192H215V191H214ZM228 192H229V191H228ZM237 192H239V191H237ZM241 192H242V191H241ZM243 192H244V191H243ZM206 193H207V192H206ZM219 193H220V192H219ZM232 193H233V192H232ZM234 193H236V192H234ZM246 193H247V192H246ZM199 194H200V193H199ZM214 194H215V193H214ZM220 194H221V193H220ZM229 194H230V192H229ZM238 194H239V193H238ZM242 194H243V193H242ZM224 195H225V194H224ZM224 195H223V196H224ZM227 195H228V194H227ZM231 195H232V194H231ZM231 195H230V196H231ZM199 196H200V195H199ZM207 196H208V195H207ZM207 196H206V197H207ZM212 196H213V195H212ZM217 196H218V194H217ZM220 196H221V195H220ZM243 196H244V195H243ZM228 198H229V196H228ZM231 198H232V197H231ZM220 199H221V198H220ZM229 199H230V198H229ZM223 200H224V199H223ZM236 200H237V199H236ZM212 201H213V200H212ZM220 201H221V200H220ZM220 201H219V202H220ZM224 201H225V200H224ZM233 201H234V200H233ZM219 202H218V203H219ZM230 202H231V201H230ZM143 203H144V202H143ZM143 203H142V204H143ZM204 203H205V202H204ZM204 203H203V204H204ZM213 203H214V202H213ZM213 203H212V204H213ZM227 203H228V202H227ZM214 204H215V203H214ZM234 204H235V203H234ZM238 205H239V204H238ZM262 205H263V204H262ZM207 206H208V205H207ZM209 206H210V205H209ZM214 206H215V205H214ZM225 207H226V206H225ZM220 208H221V207H220ZM222 208H224V207H222ZM232 208H233V207H232ZM118 209H119V208H118ZM208 209H210V208H208ZM218 209H219V208H218ZM221 210H222V209H221ZM118 211H119V210H118ZM209 211H210V210H209ZM122 212H124V211H122ZM210 213H211V212H210ZM206 214H207V213H206ZM210 215H211V214H210ZM213 215H214V214H213ZM215 217H216V216H215ZM222 217H223V216H222ZM210 219H212V218H210ZM215 219H216V218H215ZM129 220H130V219H129ZM208 220H209V219H208ZM212 222H214V221H212ZM215 222H216V221H215ZM215 222H214V223H215ZM120 223H121V222H120ZM125 223H128V222L126 221ZM207 224H208V223H207ZM111 225H112V224H111ZM120 227H121V226H120ZM213 227H214V226H213ZM111 228H112V227H111ZM112 230H113V229H112ZM119 233H121V232H119ZM109 234H110V232H109ZM111 234H113V233H111ZM121 235H122V234H121ZM118 236H120V235H118ZM112 237H113V235H112ZM114 237H115V235H114ZM120 237H121V236H120ZM120 237H119V239H120ZM122 237H123V236H122ZM110 238H111V237H110ZM163 238H164V237H163ZM72 239H74V238H72ZM72 239H71V240H72ZM108 239H109V238H108ZM161 239H162V238H161ZM161 239H160V240H161ZM164 239H165V238H164ZM89 240H90V239H89ZM89 240H88V241H89ZM101 240H102V239H101ZM109 240H110V239H109ZM121 240H122V239H121ZM124 240H125V239H124ZM99 241H100V240H99ZM99 241H98V242H99ZM106 241H107V240H106ZM110 241H112V240H110ZM110 241H109V243H110ZM118 241H119V240H118ZM161 241H162V240H161ZM67 242H69V241H67ZM73 242L75 243V241H73ZM102 242H103V241H102ZM115 242H117V241H115ZM115 242H114V240H113V243H115ZM121 242H123V241H121ZM162 242H163V241H162ZM166 242H167V241H166ZM113 243H112V245H113ZM117 243H118V242H117ZM117 243H115V244H117ZM79 244H80V243H79ZM87 244H88V243H87ZM90 244L93 245L92 243H90ZM94 244H95V243H94ZM101 244H102V243H101ZM103 244H104V243H103ZM103 244H102V245H103ZM110 244H111V243H110ZM120 244H121V243H120ZM61 245H62V244H61ZM139 245H140V244H139ZM141 245H142V244H141ZM141 245H140V247L137 246V245H136V246L139 247V248H141ZM145 245H146V244H145ZM147 245H148V244H147ZM82 246H83V245H82ZM93 246H94V245H93ZM98 246H100V245H98ZM108 246H110V245H108ZM113 246H114V245H113ZM113 246H112V247H113ZM118 246H119V245H118ZM121 246H122V245H121ZM121 246H120V247H121ZM148 246H149V245H148ZM74 247H75V246H74ZM83 247H84V246H83ZM85 247H86V246H85ZM116 247H117V246H116ZM120 247H119V248H120ZM59 248H61V247H59ZM108 248H110V247H108ZM119 248H118V249H119ZM90 249H91V248H90ZM97 249H98V247H97ZM111 249H113V248H111ZM152 249H153V247H152ZM160 249H161V248H160ZM162 249H163V247H162ZM72 250H73V249H72ZM78 250H79V249H78ZM94 250H95V249H94ZM94 250H93V252H96V251H94ZM108 250H110V249H108ZM114 250H115V249H114ZM137 250H138V249H137ZM145 250H146V249H145ZM150 250H151V249H150ZM153 250H154V249H153ZM70 251H71V250H70ZM140 251H141V250H140ZM143 251H144V250H143ZM165 251H166V250H165ZM165 251H164V252H165ZM62 252H63V251H62ZM119 252H120V251H119ZM132 252H133V251H132ZM137 252H138V251H137ZM147 252H148V250H147ZM154 252H155V251H154ZM161 252H162V251H161ZM166 252H167V251H166ZM59 253H60V251H59ZM81 253H82V252H81ZM102 253H104V252L102 251ZM116 253H117V252H116ZM139 253H140V252H139ZM149 253H150V252H149ZM152 253H153V251H152ZM54 254H55V253H54ZM79 254H80V253H79ZM97 254H98V253H97ZM110 254H111V253H110ZM127 254H128V253H127ZM140 254H143V253H140ZM140 254H139V255H140ZM158 254H159V253H158ZM59 255H60V254H59ZM95 255H96V254H95ZM118 255H120V254H118ZM130 255H131V254H130ZM166 255H167V253H166ZM97 256H98V255H97ZM111 256H112V255H111ZM120 256H121V255H120ZM152 256H153V255H151V257H152ZM168 256H169V255H168ZM59 257H60V256H59ZM99 257H100V256H99ZM103 257H104V256H103ZM124 257H125V256H124ZM131 257H132V256H131ZM138 257H139V256H138ZM164 257H165V256H164ZM169 257H170V256H169ZM51 258H52V256H51ZM57 258H58V257H57ZM85 258H86V257H85ZM148 258H149V257H148ZM154 258H155V257H154ZM68 259H69V257H68ZM75 259H76V258H75ZM97 259H98V258H97ZM102 259H103V258H102ZM111 259H112V258H111ZM122 259H123V257H122ZM167 259L169 260L168 257H167ZM92 260H93V259H92ZM144 260H145V259H144ZM150 260H151V259H150ZM150 260H149L148 263H151L152 260H151V261H150ZM198 260H199V259H198ZM44 261H45V260H44ZM87 261H88V260H87ZM123 261H124V260H123ZM126 261H127V260H126ZM156 261H157V260H156ZM162 261H163V260H162ZM171 261H173V260H171ZM57 262H58V261H57ZM57 262H56V263H57ZM84 262H85V261H84ZM110 262H111V261H110ZM117 262H118V261H117ZM145 262H146V261H145ZM102 263H103V262H102ZM114 263H115V262H114ZM43 264H44V263H43ZM54 264H55V263H54ZM105 264H106V263H105ZM129 264H130V263H129ZM137 264H138V263H137ZM142 264H143V263H142ZM145 264H146V263H145ZM151 264H152V263H151ZM160 264H161V262H160ZM166 264H167V263H166Z\"/></svg>",
  "mask_w": 264,
  "mask_h": 264
}]
</instances>
